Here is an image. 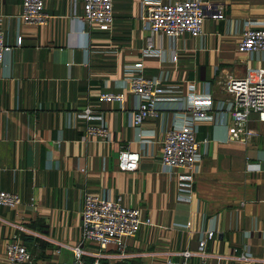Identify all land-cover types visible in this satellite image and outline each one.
<instances>
[{
    "label": "crops",
    "instance_id": "1",
    "mask_svg": "<svg viewBox=\"0 0 264 264\" xmlns=\"http://www.w3.org/2000/svg\"><path fill=\"white\" fill-rule=\"evenodd\" d=\"M184 1L223 17L205 18L200 37L171 39L148 30L151 4ZM112 5L113 23L101 30L80 22V0L46 1L44 26L22 23L20 0H0V33L8 47L0 63V191L21 200L17 208L0 206V264L19 229L35 264H74L86 196L121 198L140 212L143 224L126 240L128 258L113 264H164L185 252L199 264V243L208 233L204 264H264V122L252 111L239 128L241 139L230 140L223 90L230 78L264 69V52L237 50L248 28L264 30V0ZM148 48L157 53L146 54ZM139 63L138 73L159 82L163 96L158 116L134 128L139 100L127 81ZM191 85L192 95L211 101V120L194 126L201 159L192 180L187 170H163L159 163L165 132L191 121ZM101 94H123L124 101L100 103ZM87 109L102 117L109 142L88 136L100 124L78 118ZM124 149L140 155L134 172L118 169ZM83 251V264H92L95 247Z\"/></svg>",
    "mask_w": 264,
    "mask_h": 264
},
{
    "label": "built area",
    "instance_id": "2",
    "mask_svg": "<svg viewBox=\"0 0 264 264\" xmlns=\"http://www.w3.org/2000/svg\"><path fill=\"white\" fill-rule=\"evenodd\" d=\"M20 20L26 25L44 26L48 23L49 16L44 7L48 0H20ZM83 15L80 22L88 26H97L101 30H109L113 23V0H80ZM222 19L220 11L208 13L199 2L184 1L172 4H151L147 9L145 18L148 30L153 34H163L167 38L176 39L184 34L193 37L202 35V26L205 18ZM18 40L17 44L20 45ZM240 53L251 54L264 52V30L248 28L241 37L237 46ZM8 47L5 46L3 35L0 33V63L3 60ZM146 54L154 55V50L148 48ZM173 61L176 60L174 56ZM141 64L134 65V74L127 81L129 93L138 98L139 103L132 113L131 125L138 128L149 118L158 116L157 104L162 99L163 88L159 82L146 78L138 73ZM191 92V105L186 110L191 114L188 121L180 129H170L165 132L162 141L159 163L163 170L183 168L190 174L187 179L192 180V174L196 170V164L201 159L200 144L195 139V124L200 121H210L208 114L210 96L196 97L193 94L194 86H189ZM223 90L228 96L229 114L231 115V127L229 128V139L237 140L239 128L246 122L248 115L253 111L264 122V69L250 72L245 78H230L223 84ZM123 94H101L98 102L123 103ZM79 119L99 122L98 127L87 130L88 136L96 137L104 142L110 141V133L104 126L100 115L91 114L87 109L78 115ZM140 155L127 149L118 154L117 165L121 172L131 173L137 170ZM190 180V181H191ZM180 199L188 200L190 196L180 194ZM185 197L187 199H185ZM21 200L17 194L0 191V206L6 208H17ZM148 224L149 221L144 222ZM143 224L140 212L134 208L125 207L121 198L109 201L100 197L86 196L83 201L81 213L80 242L73 248L75 256L74 264H83L82 256L84 245H92L95 252L90 254L93 258L92 264H108L113 262H125L128 258L126 251V240L132 239L138 233ZM26 232L19 229L10 236L5 245L6 264H35L30 252L23 244L22 235ZM213 233H208L206 238L199 243L198 255L204 264L206 254L204 249L206 242L211 240ZM264 246V241H263ZM190 254L183 253L180 260L166 258L164 264H191ZM244 259V257H241Z\"/></svg>",
    "mask_w": 264,
    "mask_h": 264
},
{
    "label": "trees",
    "instance_id": "3",
    "mask_svg": "<svg viewBox=\"0 0 264 264\" xmlns=\"http://www.w3.org/2000/svg\"><path fill=\"white\" fill-rule=\"evenodd\" d=\"M22 240H23V242L26 240V236L25 235H22ZM102 264H107V262L103 261Z\"/></svg>",
    "mask_w": 264,
    "mask_h": 264
}]
</instances>
